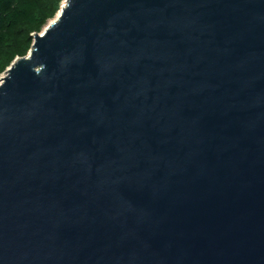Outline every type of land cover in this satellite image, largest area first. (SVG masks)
<instances>
[{
    "label": "water",
    "instance_id": "1",
    "mask_svg": "<svg viewBox=\"0 0 264 264\" xmlns=\"http://www.w3.org/2000/svg\"><path fill=\"white\" fill-rule=\"evenodd\" d=\"M0 77V264H264V0H65Z\"/></svg>",
    "mask_w": 264,
    "mask_h": 264
},
{
    "label": "trees",
    "instance_id": "2",
    "mask_svg": "<svg viewBox=\"0 0 264 264\" xmlns=\"http://www.w3.org/2000/svg\"><path fill=\"white\" fill-rule=\"evenodd\" d=\"M65 0H0V77L17 58L28 56Z\"/></svg>",
    "mask_w": 264,
    "mask_h": 264
},
{
    "label": "bare ground",
    "instance_id": "3",
    "mask_svg": "<svg viewBox=\"0 0 264 264\" xmlns=\"http://www.w3.org/2000/svg\"><path fill=\"white\" fill-rule=\"evenodd\" d=\"M64 4H65V3H64ZM64 4H63V6H65ZM60 15H61V11L59 12V14H58L56 20L60 17ZM53 22H54V21H53ZM2 81H3V79L0 80V85L2 84Z\"/></svg>",
    "mask_w": 264,
    "mask_h": 264
},
{
    "label": "rangeland",
    "instance_id": "4",
    "mask_svg": "<svg viewBox=\"0 0 264 264\" xmlns=\"http://www.w3.org/2000/svg\"><path fill=\"white\" fill-rule=\"evenodd\" d=\"M64 3H65V2H64ZM64 3H63V4H64ZM63 4H62V5H63ZM57 16H58V15H57ZM56 18H57V17H56ZM56 18H55L54 20H56ZM54 20H52L51 22H53ZM51 22H50V23H51ZM50 23H49V24H50ZM45 29H46V28H45Z\"/></svg>",
    "mask_w": 264,
    "mask_h": 264
}]
</instances>
